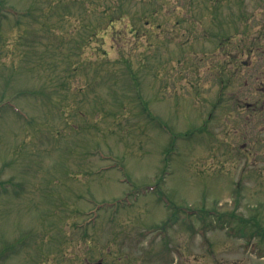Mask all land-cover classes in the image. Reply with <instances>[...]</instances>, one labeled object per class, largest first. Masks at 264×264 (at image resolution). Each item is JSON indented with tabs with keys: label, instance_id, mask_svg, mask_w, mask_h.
Listing matches in <instances>:
<instances>
[{
	"label": "rangeland",
	"instance_id": "1",
	"mask_svg": "<svg viewBox=\"0 0 264 264\" xmlns=\"http://www.w3.org/2000/svg\"><path fill=\"white\" fill-rule=\"evenodd\" d=\"M262 233L264 0H0V264H264Z\"/></svg>",
	"mask_w": 264,
	"mask_h": 264
},
{
	"label": "trees",
	"instance_id": "2",
	"mask_svg": "<svg viewBox=\"0 0 264 264\" xmlns=\"http://www.w3.org/2000/svg\"><path fill=\"white\" fill-rule=\"evenodd\" d=\"M1 10H2V8H1ZM110 16H111V17H110V23H111V24H114V21H115L116 19L121 18V17H125L123 14L118 15V16H117V15L114 16V15L112 14V15H110ZM95 28H96V31L99 30V29L101 28V27H100V24H98L97 26H95Z\"/></svg>",
	"mask_w": 264,
	"mask_h": 264
},
{
	"label": "water",
	"instance_id": "3",
	"mask_svg": "<svg viewBox=\"0 0 264 264\" xmlns=\"http://www.w3.org/2000/svg\"><path fill=\"white\" fill-rule=\"evenodd\" d=\"M99 264H101V263H99Z\"/></svg>",
	"mask_w": 264,
	"mask_h": 264
}]
</instances>
